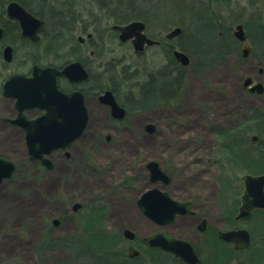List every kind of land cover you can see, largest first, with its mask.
<instances>
[{"label": "flooded vegetation", "instance_id": "flooded-vegetation-1", "mask_svg": "<svg viewBox=\"0 0 264 264\" xmlns=\"http://www.w3.org/2000/svg\"><path fill=\"white\" fill-rule=\"evenodd\" d=\"M95 1L96 7H98V10L104 16L102 19H106L107 21V39L115 41L119 47H130L136 60L135 66L128 67V63H121V58L103 60L96 57L95 49L100 48L102 43L99 44L95 40V35L92 33V26L100 24L102 19L99 18L96 20L97 22H93L91 19L84 20L78 18L73 0L63 2H59V0H38L36 8L29 4V0H4L1 4V64L4 66L9 65L13 61L14 48L17 43H20L24 47L25 55L23 61L26 65L28 64L24 71L12 72L3 82L14 74L28 77L33 67H53L58 71H62L70 64L78 63L76 66L70 68L71 77L65 74L57 75L56 84L59 91L67 96L76 92L80 93L87 113V121L80 136L63 148L55 149L46 155L51 164V167H47L41 159H29L25 142V130L23 127L10 121L19 115L15 107V99L3 95V82L0 84L1 96L10 103L9 106L12 111L10 117L4 116L0 120L4 125L11 126L19 132H22L25 148V153L22 154L23 165H25L27 170L28 164L33 162L40 168L51 170L56 164L55 172L58 174L55 183V191L58 194V199L56 200L62 201L61 199L65 194V200L62 201L64 205L63 215L60 214V218H53L49 222L45 219L42 220L33 238L26 239V253L29 254L28 257L32 258L35 264H61V262L67 261L69 264H76V259L72 260L69 257L70 254L76 257V235L79 232L82 234L92 233L94 230L92 224L93 226L99 225L98 223L94 224L92 218L88 219L89 216L86 214L90 210H87L85 213L83 212V208L87 204L83 198H91L89 205L91 208L95 202L93 200H102L104 202V198H132V193L138 192L137 196L134 197L137 198L135 200L136 213L138 214L140 212L148 220L151 225L150 234L137 240L135 230L123 224L121 231L115 233L119 235V239L113 246H117L125 241H137L140 247L137 248L138 246H135V244L129 243L125 253L122 252L120 254L119 251L114 250L109 264H124L123 259L125 258L128 261L133 260V264H144L142 257L143 253H146V250L150 251L149 264H264V209L261 207H252L247 214H241L240 212L242 206L241 197L244 191L242 176L249 173H244L240 177L241 190H239L240 193L237 198H231L228 195L222 198L221 191L223 188L219 180V185L215 189L217 190L216 198H204L205 196L203 195H191L180 198L172 195L170 191L172 188L179 190L180 186L176 184V181L174 182L170 168L165 164H161L155 159L149 160L157 162L159 170L168 178L165 181L162 176L155 174L156 179L153 180L146 166L148 161L144 164L146 173L142 174L141 157L134 156L133 160L130 161L123 155L124 152L121 150V145L124 144V139H135L137 136H140V131L130 130V128L126 127L125 122L129 118L135 123V120L141 115L142 85L149 81V79L152 83L162 85L163 83L161 82L163 81L161 80L163 79V75L169 77L173 75L174 60L177 64L179 63L174 57L173 51L175 49L183 50L175 46L172 42L177 35L169 37L168 33L170 31L167 30L168 28H152L150 30L151 21L143 17L142 9H135V6H131L132 4L130 3H123L122 0L113 8H111L112 4L109 3V0L103 2L101 0ZM11 2H17L33 17L43 21V24L35 31L36 39L33 40L29 36L23 35L19 20L9 17L7 14V6ZM59 5H62V7ZM148 13L146 12L147 16L151 17L150 12ZM59 16H61V19H59ZM152 19L154 21L156 17ZM61 20L65 22L68 30L62 33V29L55 28L57 30L53 34L48 24L50 25L52 22L54 26H57V21L61 22ZM131 21H141L144 24L141 32L147 38L151 39L153 43L149 44L144 41L143 43L137 44L135 48L130 39L125 41L120 40L119 31L113 29L112 26L126 25ZM160 22L163 25L166 23L163 19H160ZM79 23L80 26L78 27ZM78 28H80V34H76ZM246 44L250 46L251 51L253 48L252 43L248 39V35ZM6 47H10L11 49L10 61L4 59V49ZM239 48H243V43L239 42ZM155 49L158 51V54L156 52V56L159 59V63L149 69L150 67L146 66V58L149 53L156 51ZM48 55L52 56L51 61L47 63L41 62V58ZM125 56L124 54L122 57L125 58ZM81 70L85 71V77L81 76ZM258 72L260 73V68ZM126 73L135 74L134 83H125L122 81L125 79ZM75 77L76 79H74ZM254 80L256 81L258 79L254 78ZM152 90L153 93L155 92V96L159 95L167 99V102H159L161 107L178 105L180 103L181 98H177L174 101L171 99L174 96V91L171 87H165L162 91L157 87H153ZM181 92L183 93L184 89ZM127 96H134V107L131 100L126 98ZM110 97H113L117 106L123 109V115L121 117H119V114H121L119 110L113 109L109 103ZM59 111L61 113V110ZM65 111L70 113L71 109L65 108ZM45 113V111L34 107L23 109L20 112V116L27 121H33ZM153 125L154 129L150 132L144 127L148 134H153L156 131V124ZM2 139L0 141V149L5 144L6 137H2ZM80 139L92 140L89 143L91 152H87V150L83 151L80 147H77V151L80 154V159H77L71 151L74 143ZM98 150L102 151L101 156L105 161L103 171L108 176L107 179H119L117 180V184L112 187L111 193L107 195L91 193V183L94 179V173L98 176L99 168H101L92 157L93 153L100 154ZM51 156H53L55 162H53ZM0 157L12 161L16 169V161L1 151ZM210 161V158H208L207 162L209 163ZM195 162L198 161L196 160ZM170 166L173 167V164ZM143 176L148 179L149 186L143 190H138L139 181ZM9 179H3L2 182ZM150 188H157L161 192L166 193L172 200L182 204L179 207L180 211L175 212L172 221H161V219L147 217L141 211L137 200L143 192ZM153 198H157V196ZM69 203L70 207H67ZM107 208H109L108 205H106L104 214L108 213ZM111 209H113L111 213L119 215L120 212L117 209L113 207ZM115 211L116 213H114ZM167 211L168 213L173 212L171 208H168ZM103 217L105 218V215ZM67 220L72 222V225L69 227L61 223L64 222L65 224ZM101 227L102 229H106L107 226ZM125 229H130L133 234L132 238L129 239L124 235ZM108 231L112 232V230ZM148 237H152L151 245L145 240ZM172 240L180 241L181 243H174L175 246H173L170 242ZM167 244L172 245L175 249L163 248V245ZM130 246L137 251L136 255H129ZM54 250L58 254L56 257L52 256ZM62 256L66 260L61 261ZM35 257L38 259L37 261L34 260ZM119 257L124 258L120 260Z\"/></svg>", "mask_w": 264, "mask_h": 264}, {"label": "rangeland", "instance_id": "rangeland-1", "mask_svg": "<svg viewBox=\"0 0 264 264\" xmlns=\"http://www.w3.org/2000/svg\"><path fill=\"white\" fill-rule=\"evenodd\" d=\"M3 1L0 0V10ZM200 1L202 11L205 6H209L206 14L209 16L211 13L210 20L215 24L213 29L218 37L222 32L227 33L228 30L231 33L237 22L242 23L253 49L247 57H242L241 49L238 47V58L234 53L225 55L224 59L199 73L191 67L188 68L189 63L185 65L186 82L183 94L178 97L181 98L180 103L173 106L154 107L141 112L135 123L127 118L126 127L133 131H140V136L135 139L125 138L121 150L130 161L133 160L134 156L141 157L142 174L146 173L144 170L145 162L152 159L170 168L174 182L176 181V184L180 186L179 190L170 189L174 196L185 198L191 195H203L204 198H216L217 190L215 189L220 181L223 188L221 191L222 198H225L226 195L237 198L239 197V190H241L240 177L246 171L234 169L228 160V158H232L231 155L226 152H219L220 139L217 129H227L239 124L250 106L264 111V91L262 93L249 92L241 86L242 79L247 75L260 79L264 84V0ZM73 2L78 18L91 19L93 22H97L96 20L104 17L96 7L95 0H73ZM122 2L132 4L131 6H135V9H142L144 11H141L143 17L151 21L150 30L167 27L160 22L159 12L151 16L152 18L156 17L154 21L147 16L146 12H150L152 15V12L159 7L161 11H166L168 0H122ZM109 3L112 4L111 8H113L117 1L109 0ZM29 4L36 8L38 0H29ZM59 6L62 7V5ZM170 9L168 10L170 11ZM234 17L238 21L233 20ZM106 22V19H102L100 24L92 26L95 40L99 44L102 43L100 48L95 49L96 57L103 60L121 58V63H128V67L135 66L136 60L130 47H119L115 41L107 39L108 25ZM48 27L53 33L54 23L51 22ZM174 28L175 26H172L167 30L171 31ZM79 29H77L76 34H80ZM208 30L207 28L196 29L194 35L190 37L191 44L189 41H184L187 42L185 43L186 47L194 48L195 44L198 45V40L206 41V37L203 35H206ZM213 38L212 36L207 39L212 42L220 40L219 38L211 40ZM172 42L176 44L177 41L174 39ZM24 51L25 49L20 43L15 44L13 61L5 66L1 64L0 56V84L12 72L24 71L28 66L23 61ZM156 52L158 54L156 50L149 53L146 58V66L150 67L149 69L159 63ZM124 54L126 55L125 58L122 57ZM51 59L52 56L50 55L43 56L41 62L47 63ZM259 68L261 69L260 73L258 72ZM9 104L0 93V118L12 115ZM150 123L156 124V131L153 134H148L144 128L146 124ZM252 128L255 129V127ZM240 135L241 144L238 145L240 148L256 145V143L250 142V138L252 135H258V132L248 131L247 133L245 130ZM2 137H6V141L0 151L16 161V170L9 180H4L0 184V264H35L33 259L28 257L29 254L26 253V239L33 238L42 220L45 219L49 222L53 218H60V214L63 215L64 205L62 201L65 200V194L62 199L60 198L62 201L56 200L58 199V194L55 191V183L58 178V174L55 172L56 164L51 170H45L38 167L36 163L30 162L26 170L22 162V154L25 153L22 132L4 125L0 120V141L3 140ZM227 141L229 142L230 139ZM91 142V139H80L74 143L71 151L73 156L80 159L77 147L83 151L91 152L89 145ZM98 151L100 154L93 153L92 157L101 168H99L98 176L94 173L91 193L107 195L111 193L112 187L117 184L119 179H107L108 176L103 171L105 161L101 156L102 151ZM51 158L55 162L53 156ZM208 158L211 160L209 163L207 162ZM196 160L198 162H195ZM171 164L173 167L170 166ZM138 186V190H143L149 186L148 179L143 176ZM137 194L138 192L132 193V198H104V203L109 207L107 208L108 213L105 214V218L103 217L105 225L109 228L106 227V230H112V233L115 234L120 232L122 225L125 224L124 226H130L135 230L137 240L150 234V223L140 212L136 213L135 200L137 198L134 197ZM83 199L87 203L86 206H89L91 198ZM86 206L83 208L84 213L89 210V207ZM67 207H70V203ZM112 207L120 212L119 215L111 213L113 212ZM61 223L66 227L72 225L70 220L65 221V224L64 222ZM97 226L98 229L102 228L101 225ZM129 243L135 244L138 246L137 248L140 247L137 241H125L117 246L112 245L109 254H113L114 250L125 253ZM53 252V257L58 256L55 250ZM145 252L142 261L144 264H149L150 251L146 250ZM93 255L95 254H80L78 252L77 259L74 258L76 264H96L93 261L95 258ZM119 258L121 260L124 257ZM61 259V261L66 260L64 256ZM34 260L37 261L38 259L35 257ZM123 260L124 264H133V260L128 261L126 258Z\"/></svg>", "mask_w": 264, "mask_h": 264}, {"label": "water", "instance_id": "water-1", "mask_svg": "<svg viewBox=\"0 0 264 264\" xmlns=\"http://www.w3.org/2000/svg\"><path fill=\"white\" fill-rule=\"evenodd\" d=\"M7 14L9 17L19 20L22 34L29 36L31 39H36L35 31L43 21L33 17L17 2H11L7 6ZM144 24L141 21H131L126 25H113L112 28L119 31V39L125 41L130 39L135 48L137 44L153 43L141 31ZM181 29L175 27L172 29L168 36L172 37L180 33ZM233 36L241 43V56L247 57L250 46L246 44L247 34L243 28L242 23H237L232 31ZM11 49L6 47L4 49V59L11 60ZM174 57L182 65L189 63V57L180 50L173 51ZM78 63H72L65 67L62 71H58L53 67H33L31 74L28 77L14 74L7 78L2 84L3 95L15 99V107L19 115L10 120L12 123L17 124L25 130V142L30 160L41 159L47 166L51 167L50 160L46 157L51 151L63 148L71 141L80 136L86 121L87 113L83 104L82 95L78 92L67 96L57 88L56 76L65 74L69 77L72 76L70 68L76 66ZM261 72V69H260ZM80 74L85 77V71L81 70ZM71 75V76H70ZM77 77V76H76ZM76 77L74 79H76ZM242 88L250 92L262 93L264 91V84L261 80H254L251 75H247L242 79ZM111 96V95H110ZM113 109H118L123 115V109L118 107L113 97H110V102ZM38 108L45 111V114L40 115L33 121H27L20 116L23 109ZM61 108V109H60ZM65 108H70V113L65 111ZM61 110V113L60 111ZM147 131L154 129L153 124L145 125ZM251 143H258L259 139L256 135L250 138ZM45 156V157H44ZM150 171L151 179H156L157 176H162L165 181L168 180L167 176L159 170L157 162L148 161L146 164ZM15 169L12 161L0 157V183L3 179H9ZM244 184V191L242 194V206L240 208L241 214H247L252 207H261L264 209V173L263 174H245L242 176ZM157 196V198H153ZM137 204L141 211L151 218L161 219V221H172L176 211H180L179 207L182 206L172 200L164 192L157 188H150L142 193L138 198ZM171 208L168 213L167 209ZM167 217V218H165ZM165 219V220H162ZM124 235L127 238H132L133 234L130 230L125 229ZM152 237L146 238V242L151 245ZM173 246L181 243L180 241H170ZM172 245H163L165 249H175ZM137 251L133 247H129V255L134 256Z\"/></svg>", "mask_w": 264, "mask_h": 264}, {"label": "trees", "instance_id": "trees-1", "mask_svg": "<svg viewBox=\"0 0 264 264\" xmlns=\"http://www.w3.org/2000/svg\"><path fill=\"white\" fill-rule=\"evenodd\" d=\"M101 1L103 2L106 0ZM113 1H117V3H119L121 0ZM167 6L168 9L171 8L170 11L168 9H166L167 12L165 10L161 11L159 7L152 12V16H154V13L156 15V12H159V20L161 18L166 21V29H169L172 26L179 27L181 29L180 34L177 35L176 38H174L177 41L175 46L179 47L189 56L190 62L188 68L191 67L192 69H194V71H197L199 73L213 66L215 63H217V61L224 59L225 55L234 53L238 58V40L233 36L232 32L230 33L229 30L227 33L222 32L219 37L217 36L218 34H216L213 29L215 27V24L210 20L211 13L209 14V16H207L208 14H206L209 6H205V9H203L202 11V9L200 8V0H168ZM109 13H111V11H109ZM59 19H61V16H59ZM232 19L238 21V19L235 17ZM60 25L62 26L59 27ZM55 28L62 29V33L68 30V27L62 20L61 22L57 21V26L54 27L53 34L57 30ZM199 28L209 29L206 32V35H203L206 37V41L198 40V45L195 44L194 48L186 47L185 43L187 42L184 41H189V43L191 44L190 37L194 35L196 29L198 30ZM212 36L214 38L211 40H214L215 38H219L220 40L212 42L209 40ZM185 70V67L181 66L179 63L177 64V62L174 60L173 75L170 77L163 75V79L161 80L163 81L161 82L163 83L162 85L152 83L150 82V79L149 81L145 82L142 85L140 103L141 112H145L154 107L160 106V101L167 102L166 98H162L159 95H154L155 92L153 93V87H157L161 91L165 89V87H171L174 91V96L171 98L173 101L181 96L183 94L181 90L185 88L184 86L186 82ZM158 77L161 78L160 76ZM134 80L135 74L126 73L125 79L122 81H124L125 83H134ZM126 98L131 100L134 107V96H127ZM252 127H255V129H253ZM245 130L247 131V133L248 131L256 133L258 132V135H262L263 137L260 136L261 140L256 145H248V147L240 148L238 146L241 144L240 134L245 132ZM217 131L219 132L220 139L219 152H226L228 155H231L232 158H228V160L234 169L238 171L244 169L246 173L249 174L264 173V111H260L256 107L250 106L247 109V113L243 115L239 124L227 129L219 128L217 129ZM228 139H230L229 142L227 141ZM105 208L106 205L104 202H102V200H95L93 206L91 208L89 206L90 211L86 215L89 216L88 219L92 218L94 224L98 223L99 225L103 226V216L105 215ZM92 227L94 228L92 233L82 234L81 232H79L76 235V259L78 257V252H80V254L94 253L95 255L93 256L95 258L93 259V261L96 264H109V260L111 261L112 258L110 256L112 253L109 254V250L111 246L118 241L119 235L114 234L106 229H98V226H93V224ZM119 253L121 254V252ZM69 257L72 260L75 259V256H72V254H70ZM102 260H104L105 262H103ZM61 264H69V262H61Z\"/></svg>", "mask_w": 264, "mask_h": 264}, {"label": "bare ground", "instance_id": "bare-ground-1", "mask_svg": "<svg viewBox=\"0 0 264 264\" xmlns=\"http://www.w3.org/2000/svg\"><path fill=\"white\" fill-rule=\"evenodd\" d=\"M179 64H180L181 66L185 67V65H182L181 63H179ZM187 65H188V64H187ZM256 136H257V138L259 139V142H260V140H261L260 137H259L258 135H256ZM259 142H258V143H259ZM258 143H256V144H258ZM15 170H16V169H15Z\"/></svg>", "mask_w": 264, "mask_h": 264}]
</instances>
